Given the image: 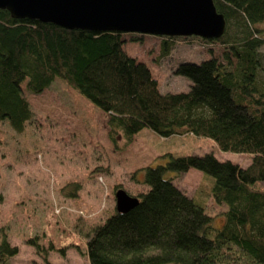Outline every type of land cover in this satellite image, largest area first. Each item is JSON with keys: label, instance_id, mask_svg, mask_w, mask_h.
<instances>
[{"label": "trees", "instance_id": "trees-1", "mask_svg": "<svg viewBox=\"0 0 264 264\" xmlns=\"http://www.w3.org/2000/svg\"><path fill=\"white\" fill-rule=\"evenodd\" d=\"M213 3L225 18L224 34L199 39L219 44L220 56L179 62L173 73L191 84L178 92H162L150 68L124 49L151 36L68 30L0 10V123L22 132L32 116L25 93L41 94L58 79L103 112L110 135L121 134L126 144L146 129L161 138H209L219 150L250 156L242 167L210 153H168L141 169V180L133 173L143 189L114 192L134 203L124 212L115 204L88 232V264H264V190L253 187L264 181V0ZM159 38L160 48L177 39ZM189 169L213 178L211 194L226 206L218 228L174 183ZM72 189L79 190L73 181L60 191L75 196ZM5 234L0 229V264L16 252ZM29 241L41 250L37 237Z\"/></svg>", "mask_w": 264, "mask_h": 264}, {"label": "rangeland", "instance_id": "rangeland-1", "mask_svg": "<svg viewBox=\"0 0 264 264\" xmlns=\"http://www.w3.org/2000/svg\"><path fill=\"white\" fill-rule=\"evenodd\" d=\"M173 38L165 48L154 36L124 44L130 56L150 68L162 92L185 91L191 84L173 73L179 62L197 63L221 52L219 44L197 37ZM259 51L264 53V45ZM25 97L32 116L22 132L6 120L0 123V229L16 249L8 264H88L85 236L114 211V192L121 188L135 196L142 187L131 175L137 172L141 180V169L158 164L163 154L210 153L242 167L250 163L248 154L219 150L209 138L193 135L161 138L143 129L126 144L121 134L110 135L103 112L58 79L41 94ZM71 181L79 190L68 197L60 189ZM174 183L220 226L226 206L215 202L211 176L189 169ZM253 187L264 190V181ZM35 237L42 251L30 243Z\"/></svg>", "mask_w": 264, "mask_h": 264}, {"label": "water", "instance_id": "water-1", "mask_svg": "<svg viewBox=\"0 0 264 264\" xmlns=\"http://www.w3.org/2000/svg\"><path fill=\"white\" fill-rule=\"evenodd\" d=\"M14 19H31L68 30L117 31L154 37L219 39L226 21L213 0H0ZM134 201L115 194L124 212Z\"/></svg>", "mask_w": 264, "mask_h": 264}]
</instances>
